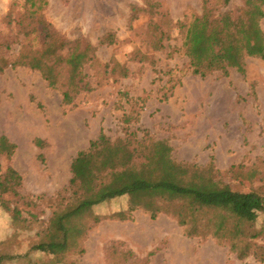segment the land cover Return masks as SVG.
<instances>
[{"label": "rangeland", "instance_id": "374dc122", "mask_svg": "<svg viewBox=\"0 0 264 264\" xmlns=\"http://www.w3.org/2000/svg\"><path fill=\"white\" fill-rule=\"evenodd\" d=\"M14 1L23 0H0V48L9 46V56L33 45L19 43L17 26L5 22ZM203 2L215 15L240 11L236 48H264V19L246 22L244 0L226 6L223 0H47L42 16L61 38L94 47L82 67L93 89L65 105L61 89L39 72L21 66L0 72V136L14 145L10 156L0 153V173L10 168L19 175L17 195L0 188V253L13 257L3 264H56L33 246L51 215L73 203L71 161L100 133L140 148L164 140L175 162L210 166V175L234 191L264 189V59L244 55V74L228 66L226 74L193 75L175 23L200 15ZM128 201L114 198L72 219L81 234L70 239L59 264H264L251 255L237 258L227 240L209 233L187 236L167 211L153 219L142 208L126 220L107 217L126 210ZM95 217L102 219L93 223Z\"/></svg>", "mask_w": 264, "mask_h": 264}, {"label": "trees", "instance_id": "16d2710c", "mask_svg": "<svg viewBox=\"0 0 264 264\" xmlns=\"http://www.w3.org/2000/svg\"><path fill=\"white\" fill-rule=\"evenodd\" d=\"M228 1L223 0L225 6ZM46 4L47 0L11 4L5 16L6 24L17 26L19 43L31 41L33 45L28 49L21 46L10 56L7 55L9 46L6 45L4 51L0 48V72L17 66L37 71L48 86L61 89L62 103L69 105L81 92L93 89L82 67L93 59L94 47L82 39L61 38L42 16ZM242 9L250 16L246 21L249 24L255 25L264 19V0H244ZM239 17L240 11L235 16L229 11L215 15L207 2H203L200 15L188 22L175 23L184 33L181 49L193 75L204 77L216 71L226 74L228 66L244 74V55L264 59L261 43H248L243 50L236 48L235 37L242 31ZM154 27H158L157 24ZM164 37L169 36L160 31V38ZM36 42L39 44L34 45ZM160 47L163 46L159 44L157 49ZM120 71L121 76L127 75L124 67H120ZM140 146H131L127 139L112 142L100 133L87 150L79 151L70 164L69 189L73 203L51 215L33 249L55 257L56 264L61 263L71 247L70 239L81 234V228L71 224L72 219L95 205L127 196V209L112 213L108 218L126 220L138 208L148 212L152 219L160 211H167L185 228L187 236L209 233L227 240L237 258L251 255L257 261H264V189L234 191L210 175V166L200 168L175 162L164 140ZM13 149L14 145L0 136V153L10 156ZM13 185L19 186V175L8 168L0 173L2 193L17 195ZM16 213L11 210L13 218ZM260 217L262 225L255 230L253 226ZM101 219L95 217L93 223ZM256 239L262 244L255 242ZM11 259L13 257L0 253V264Z\"/></svg>", "mask_w": 264, "mask_h": 264}]
</instances>
